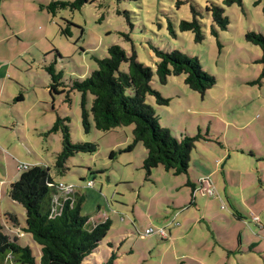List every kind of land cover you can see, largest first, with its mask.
I'll list each match as a JSON object with an SVG mask.
<instances>
[{"label":"rangeland","instance_id":"obj_1","mask_svg":"<svg viewBox=\"0 0 264 264\" xmlns=\"http://www.w3.org/2000/svg\"><path fill=\"white\" fill-rule=\"evenodd\" d=\"M52 1L73 0H0V147H8L12 153L7 156L0 150V168H7V176L13 174L9 182L19 179L20 164L49 168L55 185L51 188L58 197L65 195L57 187L62 184L84 197L80 213L93 218L91 223L110 220L111 227L100 251L107 252V244H112L116 264H196L190 261L192 254L203 259L201 264H264L257 261L258 255L252 258L246 254L237 262L233 258L227 260L226 253L212 254L209 239L201 242L196 253V248L193 252L185 250L180 240L174 245L172 239L144 235L146 227L163 228L165 218L173 212L167 202L174 197L177 202L187 200L188 189L183 185L187 176H174L159 166L146 180L141 168L144 147L139 143L132 151H126L132 145L133 125L104 133L91 124L85 133L81 94L71 92L69 102H65V95L51 97L45 71V67L53 65L62 73V82L69 85L75 79L88 77L97 68L93 59L104 58L110 46L118 45L128 54L135 52L137 60L154 72L156 58L151 46L176 50L197 58L201 69L214 77L215 86L201 95L184 84L183 75L168 77L165 85L154 76L153 89L170 102L161 106L148 97L147 105L160 127L169 129L178 139L182 135L193 137L207 127L214 130L217 125L222 129L221 116L228 121L252 118L249 108L264 101V76L262 65L257 62L261 50L245 39L249 32L264 36V0H242L240 6L230 7H225L223 0H98L88 2L80 10L60 9L55 15L40 10V6L46 7ZM209 1L224 8L230 24L214 37L211 21H203L204 39L195 43L193 34L180 32L178 24L192 19L191 7L203 10ZM169 23L175 36L169 33ZM65 28L69 36L62 34ZM121 69L125 71L127 65ZM18 97L22 100L17 101ZM91 104L89 97L86 108ZM58 120L69 127L73 144L97 145L94 154L77 153L70 157L62 174L55 169L62 150L61 133H48ZM0 178L6 181L1 169ZM88 182L94 184L92 188H86ZM3 199L0 214L7 212L19 223L14 228L2 216L5 233L17 237L38 263L40 247L20 229L24 226L22 206L7 195ZM191 238L197 241L196 236ZM96 257L99 263L103 262L101 253ZM4 261L1 264H14L11 257Z\"/></svg>","mask_w":264,"mask_h":264},{"label":"trees","instance_id":"obj_2","mask_svg":"<svg viewBox=\"0 0 264 264\" xmlns=\"http://www.w3.org/2000/svg\"><path fill=\"white\" fill-rule=\"evenodd\" d=\"M97 1H52L46 7L40 6V10L46 9L51 15H55L60 9L80 10L88 2ZM235 4L240 6L242 0H223L225 7ZM191 14L192 19L181 20L178 29L180 32L192 33L195 43H201L204 39L203 28L206 26L203 21H211V34L214 37L219 30L226 31L230 24L224 15V8L212 1L203 10L196 11L191 7ZM168 30L175 36L170 23ZM62 34L69 36L68 29L65 28ZM245 39L260 48L261 57L257 62L262 65L264 76V36L249 32ZM150 49L156 58L154 72L137 60L135 52L128 54L118 45L110 46L104 58L93 59L97 68L88 77L75 79L69 85L62 82V73L57 72L53 65L47 66L45 71L50 80L49 94L51 97L65 95V102H69L71 92L81 94V124L85 133L89 132L91 124L104 133L133 125L132 145L126 151H131L139 143L144 147L145 157L141 168L146 180L152 170L159 166L174 176L187 175L189 156L194 144L207 141V136L199 132L193 137L182 135L178 139L169 129L160 127L158 118L146 100L153 97L158 105L168 106L170 99L163 98L153 89V77L156 76L158 82L165 85L168 77L183 75L184 84L201 95L213 88L216 81L201 69L195 57L183 55L176 50L164 51L154 46ZM123 64L127 65L125 71L121 69ZM89 97H92V104L88 109L86 106ZM16 100L21 101L22 98L18 97ZM50 132L61 133L62 150L55 162L58 174L64 173L65 162L70 157L77 153L94 154L97 150L96 144H73L69 127L63 120L56 121L48 131ZM51 187L55 185L50 170L41 165L23 170L19 179L9 185L8 197L24 210L21 232L30 236L40 247V258L36 263L28 247L21 246L17 237H10L5 233L0 217V260L9 256L14 264H115L117 255L113 250L110 253L100 251V245L111 227L110 220L91 223L88 217L80 213L84 197L74 192L58 197V193ZM3 218L14 228L19 226L18 219L13 215L6 213ZM109 247L113 249V246ZM100 253L102 263L96 257Z\"/></svg>","mask_w":264,"mask_h":264},{"label":"crops","instance_id":"obj_3","mask_svg":"<svg viewBox=\"0 0 264 264\" xmlns=\"http://www.w3.org/2000/svg\"><path fill=\"white\" fill-rule=\"evenodd\" d=\"M249 109L252 118L228 121L221 116L222 129L217 125L214 130L207 127L201 132L199 129L201 135L207 136V141L196 142L190 153L187 181L183 184L188 189L187 200L177 202L174 197L167 202L173 212L164 220L163 228L171 227L164 240L172 239L174 245L180 240L185 250L193 252L196 248L197 253L201 242L209 239L212 254L226 253L227 260L233 258L237 262L238 258H246V254L252 258L258 255L257 261L264 263V101ZM0 150L5 155L12 154L8 147H0ZM0 169L6 179L0 178L1 209L3 197L8 196L9 181L14 176H7L6 167ZM206 179L210 181L209 186L204 185ZM100 211L98 205L97 213ZM252 217L258 221H252ZM150 228L158 229L146 227L144 231ZM192 236H196L197 241ZM107 245L106 253H110L112 244ZM179 257L188 259L186 255ZM190 261L201 264L203 259L192 254Z\"/></svg>","mask_w":264,"mask_h":264},{"label":"built area","instance_id":"obj_4","mask_svg":"<svg viewBox=\"0 0 264 264\" xmlns=\"http://www.w3.org/2000/svg\"><path fill=\"white\" fill-rule=\"evenodd\" d=\"M27 168H28L27 165H21V164L17 167V169L19 171L26 170ZM209 184H210V181L208 179L204 180V185L209 186ZM91 186H92V182H88L86 184L87 188H90ZM58 188L61 189V191L64 192L65 194H68V193L72 192L71 189H68L67 187L63 186L62 184H59ZM207 192H208L209 195L212 194V191L209 190V189L207 190ZM252 221L257 222L258 219L256 217H252ZM144 235H146V236L157 235L161 240H164V239L167 238L168 233H167L165 228H158L155 231L150 228V229H146L144 231Z\"/></svg>","mask_w":264,"mask_h":264}]
</instances>
